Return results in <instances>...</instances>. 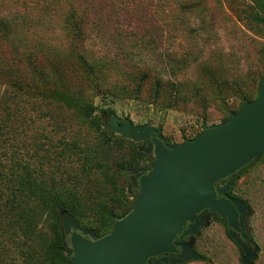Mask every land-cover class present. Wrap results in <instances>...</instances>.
I'll return each mask as SVG.
<instances>
[{
	"label": "rangeland",
	"instance_id": "1",
	"mask_svg": "<svg viewBox=\"0 0 264 264\" xmlns=\"http://www.w3.org/2000/svg\"><path fill=\"white\" fill-rule=\"evenodd\" d=\"M74 1L73 8L87 35L86 42H80L81 51L98 62L97 75L88 78L65 62L70 63V41L59 22L61 17L53 23L52 31L37 33L29 39L30 48H48L45 53H38L30 61L12 60L10 52L7 57L0 56L10 64L14 74L18 73L17 79L30 87L19 103L25 104L27 109L34 103L36 113L26 135L13 131L14 119L12 116L8 119L0 111V126L5 128L4 136L0 135V153L6 150L12 155L14 149L10 148L14 144L19 161L27 156L35 164L34 142L45 144L41 152L44 180L77 196L84 212L82 224L93 230L99 217L93 209L99 198L113 204L106 193L111 192L112 186L105 184L97 173L84 170L83 151L94 147L99 136L78 113L48 100L47 78L51 83L59 78L63 82L65 78L69 90L97 107L96 116L106 104L122 121L128 118L135 126L160 127L167 143L177 145L198 135L203 125L211 127L222 123L227 116L226 109L239 107L236 94L241 82H246L248 74L260 75L264 70V31L262 25L252 20L255 11L252 0ZM55 63L60 66L58 71L53 68ZM175 63L182 67L178 80L190 89L199 88L201 97H194L183 107L166 109L164 98L157 103L150 101V92L158 77L156 70ZM218 67L223 72L228 71L230 81L234 80L225 90L207 75L209 68ZM141 77L139 98H130V92ZM162 78L169 83L173 81L170 76ZM248 85L252 87L253 83ZM108 92H112L113 97H109ZM0 95V100L11 107L18 103L12 100V91L7 85H0ZM224 99L226 105L222 103ZM127 174L125 180L118 175L111 176L117 184L127 188L126 203L130 204L133 198L128 194L131 180ZM231 187L230 194L246 206L245 228L258 247L253 264H264V157L246 166ZM133 190L137 194V190ZM24 208L19 207L13 212L17 215L11 217L12 213L8 218L24 225L34 219L40 238L35 241L21 232H12L7 229L6 221L0 219V228H6L0 229V264H46L42 250L51 239L46 218ZM186 240L200 258L183 264H242V254L228 238L222 221L209 218L197 235H189Z\"/></svg>",
	"mask_w": 264,
	"mask_h": 264
},
{
	"label": "trees",
	"instance_id": "2",
	"mask_svg": "<svg viewBox=\"0 0 264 264\" xmlns=\"http://www.w3.org/2000/svg\"><path fill=\"white\" fill-rule=\"evenodd\" d=\"M72 2V4H68L65 0H0V56L5 55L7 57L10 52V55H13L12 60L20 61L21 58H24L30 61L38 53H45L48 48L39 49V46H36V49L30 48L29 39H32L37 33L52 31L53 23L58 17H61L59 22L64 28L66 38L70 41V52L68 53L70 63L65 62L76 67L79 73L85 74L88 78L95 77L98 62L86 57L81 51L80 42H86L87 35L79 15H76L73 8L76 2L74 0ZM252 2L255 7L252 20L262 25L264 31V0H252ZM176 64L162 70H156L158 77L150 92V101L157 103L159 99L164 98V108L166 109L183 107L191 102L194 97H201L199 88L190 89L183 81L178 80L182 67L175 66ZM54 65V70L58 71L59 64L55 63ZM209 69L207 75L216 80L214 82L219 84L221 89L225 90V88L232 86L234 80H229L231 76L228 71L223 72L220 68ZM221 74L222 77L224 75L227 77L222 79ZM163 75L172 77L173 81L169 83L162 78ZM17 77H19L18 73L14 74L10 64H7L0 57V85H7L12 91V100L18 102L11 107L7 105L6 101L0 100V111L8 119L10 116L14 119L13 131H21L27 135V128L31 120L36 118V113L34 112V103L28 109L25 104L19 103L22 96H25L26 90L28 88L30 90V87L20 82ZM142 77L144 78L143 75ZM142 77L138 80L137 86L130 92V98H139ZM263 77L264 70L260 75H255L252 72L246 76V82H241L242 85L236 94L239 107L236 110L226 109L227 116L222 120V123L236 113L244 102L252 101L256 97ZM249 82L253 83L252 87L248 85ZM47 83L49 84L47 95L51 103L78 113L98 133L97 144L83 151L85 156L83 162L84 170L87 173H97L105 184L112 186L111 192L106 193L110 197L109 201H113V204L109 205L100 197L93 209V213L99 217L95 220V225L92 228L97 232L98 237H102L112 230V224L115 220L123 218L130 212L137 196L133 192V183L130 181L128 194H131L133 199L130 204L126 203L128 201L127 188L123 184H117L111 175H118V178L123 177L125 180L126 173L132 170L138 162L148 161L144 144L112 132L107 121L109 117L115 115L114 110L105 104L103 108H100L99 115L96 116L94 112L97 107L85 102L79 93L69 90V84L65 78L63 82L59 78L54 79L52 83L47 78ZM66 83L67 86L64 85ZM165 88L169 90L166 91ZM42 93L46 95V92ZM113 95L112 92H108L109 97H113ZM0 98H2L1 95ZM222 103L226 105V99L222 100ZM126 120L128 118L124 121ZM120 122L123 121L120 120ZM4 134L5 128L0 126L1 137ZM12 148L14 149L12 155L6 150L0 153V219L6 221L8 230L15 233L21 232L23 236L38 241L40 235L36 230L34 219L32 221L29 219L27 225H24L16 222V220H10V218L17 215L13 212L19 207H25L26 211L28 209V211L37 213L39 217L46 218L45 223L50 231L51 239L46 241L43 246V261L46 264H67L66 251L69 248L68 244L64 245L66 239L62 236L60 213L64 211L73 217L81 228L90 229L91 227L87 228L82 224L84 217L82 204L70 190L60 186L56 187L54 183H48L44 180L45 171H43L44 168H41V152H43L45 144L40 141L34 142L33 158H35V164L27 156H24L26 160L20 158L19 161L16 158L17 146L13 144L10 149ZM231 189L232 187L230 191ZM29 206H32V209ZM12 213L13 215L8 218ZM223 223L227 228L225 222ZM240 253L242 254L241 250Z\"/></svg>",
	"mask_w": 264,
	"mask_h": 264
},
{
	"label": "water",
	"instance_id": "3",
	"mask_svg": "<svg viewBox=\"0 0 264 264\" xmlns=\"http://www.w3.org/2000/svg\"><path fill=\"white\" fill-rule=\"evenodd\" d=\"M107 125L124 138L148 141L152 163L136 183L133 208L113 222L108 234L98 237L95 230L81 228L73 217L60 213L62 236L68 237L67 264L195 261L199 254L185 242L179 244V253L176 239L194 237L210 217L226 221L228 237L242 251V264H253L258 247H247L245 233H241L245 242L237 239L245 229L246 206L227 191L246 166L264 156V77L256 97L244 102L226 122L203 125L198 135L181 144H168L160 127L120 122L116 115L109 117ZM225 178V185L218 187Z\"/></svg>",
	"mask_w": 264,
	"mask_h": 264
},
{
	"label": "flooded vegetation",
	"instance_id": "4",
	"mask_svg": "<svg viewBox=\"0 0 264 264\" xmlns=\"http://www.w3.org/2000/svg\"><path fill=\"white\" fill-rule=\"evenodd\" d=\"M141 143H143L144 144V147H145V152H146V154H147V156H148V161H143V162H138L136 165H135V167L132 169V170H130L129 172H128V175H129V177H130V180L132 181V183H133V188L134 189H136L137 190V186H136V183L138 182V180H139V178H140V176H142L143 174H146L147 172L145 171V170H147V169H149V167H150V165H151V163H152V152H148V147H149V143H148V141H143V142H141ZM228 178H225L224 180H220L218 183H217V186L218 187H222V186H224L225 185V183H226V180H227ZM230 188H231V186L229 187V189H228V191H227V195L228 196H230V197H234V196H232L231 194H230ZM130 190V189H129ZM202 214H205V211H202L201 212ZM211 219H213V220H216V219H214L213 217H210ZM216 221H222V222H225V224H226V221L225 220H223V219H221V220H216ZM226 227H227V224H226ZM187 228V226L184 228V230ZM227 229V234H228V231H229V228L227 227L226 228ZM241 233H245V234H247L248 235V233H247V230H246V228L244 229V231H242L241 230V232H239V233H237V239L238 240H241L242 242H245L244 240H242V238H241ZM249 236V235H248ZM188 236H184V237H181L180 238V236L179 237H177V239H176V244H177V246H176V248H177V250L179 251V253H181V250H180V247H179V244H181V243H186V238H187ZM65 239H66V244H67V240H68V237H64ZM229 238V237H228ZM230 239V238H229ZM231 240V239H230ZM238 248H239V246L235 243V241H233V240H231ZM246 243H247V247H252V246H254V244H253V242L251 241V239H250V237H249V239L246 241ZM240 249V248H239ZM241 250V249H240ZM242 252V251H241ZM174 257H176L177 255H173ZM242 256H243V254H242Z\"/></svg>",
	"mask_w": 264,
	"mask_h": 264
}]
</instances>
